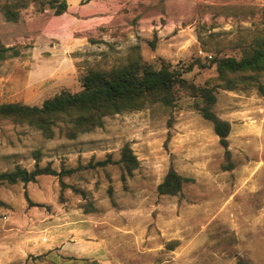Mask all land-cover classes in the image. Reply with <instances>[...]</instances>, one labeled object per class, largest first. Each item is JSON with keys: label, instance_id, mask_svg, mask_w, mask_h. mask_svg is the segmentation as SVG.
Listing matches in <instances>:
<instances>
[{"label": "rangeland", "instance_id": "rangeland-1", "mask_svg": "<svg viewBox=\"0 0 264 264\" xmlns=\"http://www.w3.org/2000/svg\"><path fill=\"white\" fill-rule=\"evenodd\" d=\"M52 1L0 0V44L18 51L0 61V104L41 105L132 56L192 69L171 106L108 115L73 139L0 119V172L31 170L35 150L40 165L68 170L0 185V264H264V91L226 89L212 62L264 32V0H65L59 14ZM191 86L213 89L226 146ZM169 170L192 180L159 194Z\"/></svg>", "mask_w": 264, "mask_h": 264}, {"label": "trees", "instance_id": "trees-1", "mask_svg": "<svg viewBox=\"0 0 264 264\" xmlns=\"http://www.w3.org/2000/svg\"><path fill=\"white\" fill-rule=\"evenodd\" d=\"M57 14L67 8L65 0L51 2ZM8 19H15L14 12L4 10ZM10 51V53H7ZM18 55L12 46L0 44V61L9 56ZM219 84L226 89H236L242 84H255L263 92L264 85L258 75L264 73V32L247 45L242 55L214 57ZM192 69V64L175 67L162 63L154 67L150 63L141 62L138 57H131L126 62L109 68H89L81 78L82 88L76 92L62 90L43 100L41 105H30L19 102L0 104V119L11 120L37 129L44 138H53L56 133L68 139L78 134L101 127L104 118L124 110L138 109L145 104L160 103L171 106L177 99L179 87H187L188 82L183 74ZM201 98V103H194L199 113L212 123L219 142L227 145L226 137L230 130L227 121L218 118L212 107L216 97L213 89L206 86L190 87ZM35 164L31 170L16 165L10 170L0 172V185L16 182L28 183L40 175H65L68 170L52 168L49 164L40 165V151H33ZM120 161L128 173L134 169L138 161L126 144ZM97 164H105L98 161ZM173 170H169L157 185L159 194L176 195L185 182L191 181ZM62 185V181H61Z\"/></svg>", "mask_w": 264, "mask_h": 264}]
</instances>
